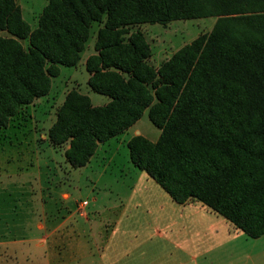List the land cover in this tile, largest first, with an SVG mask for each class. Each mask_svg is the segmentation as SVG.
I'll return each instance as SVG.
<instances>
[{"label":"trees","instance_id":"trees-1","mask_svg":"<svg viewBox=\"0 0 264 264\" xmlns=\"http://www.w3.org/2000/svg\"><path fill=\"white\" fill-rule=\"evenodd\" d=\"M211 15L210 32L157 69L145 62L141 34L129 29ZM93 23L86 85L108 101L93 106L85 94L66 92L50 144L69 139L64 159L83 166L97 143L147 109L160 134L154 143L130 137V162L175 203L199 202L250 238L264 234V0H48L30 32L15 1L0 0V126L46 94L54 65L75 64Z\"/></svg>","mask_w":264,"mask_h":264},{"label":"rangeland","instance_id":"rangeland-1","mask_svg":"<svg viewBox=\"0 0 264 264\" xmlns=\"http://www.w3.org/2000/svg\"><path fill=\"white\" fill-rule=\"evenodd\" d=\"M14 1L30 32L48 0ZM215 20L211 15L129 29L141 34L145 62L157 69L208 34ZM98 26L91 24L75 66L54 65L58 73L46 94L0 126V264H264V234L250 238L199 202L175 203L130 162L126 143L134 128L151 143L160 134L147 109L125 131L97 143L83 166L64 159L69 139L50 144L46 128L66 92L85 94L92 105L108 100L88 88L83 65L96 53ZM19 43L26 48L28 38Z\"/></svg>","mask_w":264,"mask_h":264},{"label":"crops","instance_id":"crops-1","mask_svg":"<svg viewBox=\"0 0 264 264\" xmlns=\"http://www.w3.org/2000/svg\"><path fill=\"white\" fill-rule=\"evenodd\" d=\"M86 58V57H85ZM85 58H84V61H83V65H84V62H85ZM75 66V65H74ZM74 66H72V67H74ZM89 77V74L87 73V78ZM87 80V79H86ZM87 96V95H86ZM43 97V96H42ZM88 97V96H87ZM39 98H41V97H39ZM39 98H37L35 101H37V102H43L44 103V101H42L41 99H39ZM63 98H64V96H62V99H61V101L57 104V106L62 102V100H63ZM89 98V97H88ZM89 101H90V98H89ZM108 101V100H107ZM106 101V102H107ZM105 102V103H106ZM104 103V104H105ZM92 105V104H91ZM103 105V104H102ZM93 106H99V105H93ZM36 113L37 112H35V115H36ZM55 113V112H54ZM50 116V115H49ZM52 120V119H51ZM54 120H55V115H54V118H53V120L51 121V123L48 125V127L46 128V129H48L49 127H50V125L54 122ZM135 133H139V131H138V129L137 128H134L133 130H132V135L130 136V137H132L133 135H135ZM49 146V145H48ZM49 147H51V146H49ZM30 226L29 225H27L26 226V228H29ZM260 237V236H259ZM258 238V237H257Z\"/></svg>","mask_w":264,"mask_h":264},{"label":"built area","instance_id":"built-area-1","mask_svg":"<svg viewBox=\"0 0 264 264\" xmlns=\"http://www.w3.org/2000/svg\"><path fill=\"white\" fill-rule=\"evenodd\" d=\"M83 203H86L85 201H83Z\"/></svg>","mask_w":264,"mask_h":264}]
</instances>
